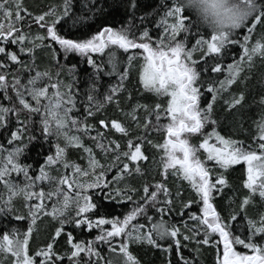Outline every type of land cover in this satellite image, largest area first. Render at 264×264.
Masks as SVG:
<instances>
[{"label": "snow or ice", "instance_id": "obj_1", "mask_svg": "<svg viewBox=\"0 0 264 264\" xmlns=\"http://www.w3.org/2000/svg\"><path fill=\"white\" fill-rule=\"evenodd\" d=\"M214 7L219 31L183 0H0V264H264V94L247 139L221 131L264 64V0Z\"/></svg>", "mask_w": 264, "mask_h": 264}, {"label": "trees", "instance_id": "obj_2", "mask_svg": "<svg viewBox=\"0 0 264 264\" xmlns=\"http://www.w3.org/2000/svg\"><path fill=\"white\" fill-rule=\"evenodd\" d=\"M57 0H25V3L32 9L33 11H40L45 8H47L49 5L56 3ZM33 31H37L35 27L33 28ZM210 38V37H209ZM194 42V41H192ZM236 53L233 51L232 55L234 56ZM194 56H198V54H194ZM43 67V65H42ZM88 66L86 64L81 63L79 65L78 75L80 76L81 83H80V89L81 92H83L84 84L83 80L85 79V70H87ZM251 79L246 82L247 87L243 88L240 85L235 86V91L239 92L241 90H244L246 92V100L244 102V106L242 108H239L233 113L229 112H222L221 113V119L223 121L221 126L222 134H232L238 138L241 139H247V136L245 135L244 130H248L249 132L255 131V125L253 124V120L259 119V112L261 111V108L258 103L254 101H258L261 94H264V85H262V80H264V64H261L259 60L256 61V66L251 72ZM108 78L106 77L105 80ZM131 87V86H130ZM137 94L134 93V96ZM114 110L109 109V114H112ZM243 121L244 128L241 129L239 127L240 121ZM95 133H93L94 135ZM37 136L39 137V133H37ZM25 142H27V136L24 137ZM54 152V149H53ZM52 154L49 152V143L45 141L42 137H39L37 140H33L31 143L28 144L27 151L25 152L24 161L25 163L32 164L34 168L37 167V161L40 163H43L44 159L46 158V155ZM151 154V153H149ZM151 167V166H149ZM151 175H155L153 172ZM239 169L237 172L233 173L229 179L233 183H238V177H239ZM159 179V177H156ZM151 179V176L149 177V180ZM133 184L139 185L141 182L139 178L132 181ZM231 195V193H229ZM116 210L120 211L119 206H116ZM176 219H179V217H176ZM186 219V217H185ZM10 217H0V224H8L10 222ZM46 227V225H41V229ZM81 236L87 235V233L78 234ZM89 239L91 236L88 237ZM43 235L38 237V240H42ZM106 250V246H103ZM189 252H191V249L185 250V255H187ZM106 254V251H105ZM140 258L144 261V264H161V260L159 257V253H154L149 250H140L139 251ZM175 259V257H174ZM202 264H212L213 261V254L211 251H206L202 256Z\"/></svg>", "mask_w": 264, "mask_h": 264}, {"label": "clouds", "instance_id": "obj_3", "mask_svg": "<svg viewBox=\"0 0 264 264\" xmlns=\"http://www.w3.org/2000/svg\"><path fill=\"white\" fill-rule=\"evenodd\" d=\"M187 10L192 13L193 18L210 31H219L217 16L215 15L216 0H183ZM238 3V0H223L224 7H230Z\"/></svg>", "mask_w": 264, "mask_h": 264}]
</instances>
